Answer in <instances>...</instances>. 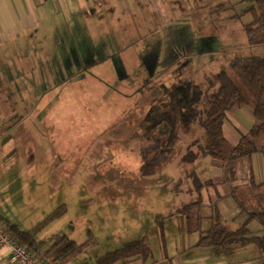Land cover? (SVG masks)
<instances>
[{
	"label": "crops",
	"instance_id": "crops-1",
	"mask_svg": "<svg viewBox=\"0 0 264 264\" xmlns=\"http://www.w3.org/2000/svg\"><path fill=\"white\" fill-rule=\"evenodd\" d=\"M190 1L0 0V66H7L5 73H2L0 68V82L5 81L4 84L0 83V218L7 219L22 231H28L55 210L58 204L53 201L47 203L42 190L46 192L44 189H48V198H53L55 189L59 190V186H56L59 178L56 171L60 166V157L52 151V145L57 143L52 144L50 137L60 136L59 119L57 121L55 119V113L59 114L60 105L46 107L44 99L47 78L51 76L48 81L53 82L49 83L48 87H55L57 82H61L63 73L58 65V58L45 56L44 45L39 44L45 38L44 32L50 26H62L66 32L75 34L77 38L85 33H106L111 30L128 33L138 27V21L134 20V17L146 18L145 23L148 21L147 18L152 17L156 23L162 24L161 18L164 16L168 17L171 23L175 16L189 17L190 9L200 10L209 6V3L204 2L197 3L196 6L193 3L190 7ZM64 12L68 15L66 16ZM237 12L234 9L232 14L229 13L231 15H228L227 22L221 18L220 25L224 29L231 28L222 35L221 40L237 36L241 41L224 46L234 53H248L250 50L246 47V36L242 28L247 22L230 26L233 21H238L230 19ZM30 35H33L32 41L28 39ZM68 40L72 41L74 37L68 36ZM33 41L37 42L36 46L32 45ZM136 79L142 81L140 76ZM114 80V88L108 89L106 84L103 85L104 91H101L99 86L102 84H99L94 87L90 96L101 97L94 99L105 104L108 103L105 100L109 90L114 89V93L120 99L129 96L123 88L124 84L120 83L124 82L122 76L120 79L115 77ZM160 86L166 87L162 83ZM197 101L187 113L189 115L196 113V116L201 113L203 117L207 116L202 108H196ZM46 110H49L47 114ZM166 110L164 109V112ZM217 117L222 118L225 143H230L228 148L233 147L254 124L253 107L248 104L210 114V118ZM169 121L170 123L164 119L162 121L164 123H159L160 129L159 124L154 126L160 130L159 132L165 133L174 124L170 118ZM101 122L104 127L107 125L104 121ZM193 124L190 120L188 131H193ZM154 126L150 125V128ZM109 127L110 125L107 126ZM182 128L184 129L183 122ZM31 139L33 142L36 141L30 143L32 146L30 150L28 142ZM201 144L197 137H190L179 158L185 162L184 164L181 162L184 166L182 172L178 171L179 164L175 166L177 167L175 172H161L162 168L171 162L166 163L157 172H141L135 169L139 178L133 181L134 186H129L130 181L125 180L118 184L117 188L107 187L102 191L107 196L111 192H119L124 196L133 193L136 195L134 199L138 201L137 206L133 207L136 212L142 209L146 202L153 200V193L159 191L168 195L165 201H161L153 222L149 221L140 228L134 237L137 239L146 236L149 241L151 253L142 264H264V226L255 219L246 222L245 208L250 209L248 201H241L242 207L232 194V191L237 192L235 188H238L239 184H245L244 186L250 188L248 196L251 197V206L255 209L264 207V153L253 152L239 157L236 159L234 170L228 172L226 169L228 160L209 155L197 157L201 154L198 147ZM45 145L48 146L49 153L46 152ZM154 145L155 143L152 149H155ZM169 149L167 153L165 151L166 158L171 156L173 145ZM39 167L53 170L38 172ZM37 177L44 178V181L41 179L37 184L42 197L39 194L34 195L36 190L32 191V195L30 193L26 197L22 195L26 182ZM119 178L121 179V176ZM30 197L35 202L38 199L37 202L43 208L40 213L37 212L38 216L29 209L20 210L26 206ZM40 197L43 201H40ZM196 200L199 201L193 208L195 230L188 231L184 216L174 212L181 203ZM81 216H83L81 213L75 215L71 219V224H78ZM215 222H219L230 231L229 235L220 244H200V236ZM50 224L35 235L37 241L46 242L44 249L49 246L48 239L56 235L44 233ZM57 234L71 237L63 231H58ZM8 254V246L0 247V264H14L9 261ZM77 255L66 259L63 264L75 263L73 261ZM93 262L94 260L92 264ZM140 262L133 260L129 264H141Z\"/></svg>",
	"mask_w": 264,
	"mask_h": 264
},
{
	"label": "rangeland",
	"instance_id": "rangeland-1",
	"mask_svg": "<svg viewBox=\"0 0 264 264\" xmlns=\"http://www.w3.org/2000/svg\"><path fill=\"white\" fill-rule=\"evenodd\" d=\"M204 2L209 3V6L200 10L190 9L189 17L175 16L171 23L169 18L164 16L161 18L162 24L156 23L155 18L152 17L147 18V23H145L146 18L134 17V20L138 21V27L135 31L128 33L111 30L106 33H85L77 38L75 34L66 32L67 30H64L62 26H50L44 32L45 38L39 44L44 45L45 56L58 58V65L63 75L61 82H57L55 87H48L53 84L52 81H48L50 75L45 81L47 90L44 105L46 107L60 105L59 114L55 113L56 121L59 119L60 136L59 138L50 137L52 144L57 143L52 145V151L59 155L60 166L56 171V176H59L56 186H59V190L55 189L53 198H48V189H44L46 192L42 190V194L47 203L53 201L55 204L58 203L56 208L65 207L62 215L53 219V223L50 221L44 226L52 223L44 233L53 235L63 231L77 243H82L89 238L88 229L91 230L94 242L86 243L80 255L75 257L73 264L85 262V264H92V260L96 257L134 239L140 228L149 221L153 222L161 201H165L168 197L167 194L155 192L152 194L153 200L146 202L143 208L136 212L133 207L137 206L138 201L134 199L136 195L133 193L126 196L119 192H111L108 196L103 193L102 190H106L107 187L117 188L118 184L125 180L130 181H128L129 186H134L133 181L139 178L136 170L146 172L143 170L144 167H147L152 160L165 156V151L168 152V147L163 148L165 150L163 152L156 147L152 149L156 140L166 136L167 132H159L160 130L146 126L144 128V125L139 127V124L129 125L127 120H124L125 123L122 121L121 125L119 121L120 123H114L109 128H107L108 124L104 127L102 122L98 123L94 120L97 110H94L92 115L90 113L86 115L84 109L87 107L81 105L83 102L80 103L79 100L91 98L89 95L92 91L88 93V90L95 78L98 82L94 85L102 84L99 90L104 91L103 85L107 84L108 89L110 87L112 89L115 77L120 79L122 76L124 82L120 83L124 84L126 93L131 95L136 91L140 92L148 102L146 105L142 100L144 111H158L160 107H163L167 109L166 112H179V117L182 119L192 120L193 131H188L189 126L181 130L177 129L170 139L173 142L171 144L173 149L167 163H171L163 166L161 171L175 172L177 169L175 166L179 164L178 171L182 172L184 166L181 162L183 164L185 162L179 158L190 137H197L203 144L201 126L203 115L187 113L206 88L203 74L208 70L218 71L220 64L234 54L224 45L241 41L237 36L221 40L222 35L231 29L229 27L224 29L220 25L221 18L227 22L228 15L230 16L234 9L239 11L251 5L250 0H191L189 6ZM222 7L225 9L223 10ZM64 13L68 15L67 12ZM129 19L132 20V18ZM251 19L252 13L246 12L240 20L233 21L230 26L240 22L246 23ZM68 36L74 37V40L69 41ZM28 39L32 41L33 35H30ZM32 45L36 46L37 42L33 41ZM0 68L2 73L7 70V66H0ZM139 76L142 77V81L136 79ZM4 82L0 83L4 84ZM161 83L166 87L161 88ZM76 88L80 90H75ZM114 92L113 89L107 93L105 101L108 103L100 101L106 108L104 117L99 116L102 121H111L119 114L125 116L138 109L139 94L136 95L138 101L135 104V101L129 103L127 96L120 99ZM196 105V108L201 106L200 103ZM89 108L94 109L95 106H89ZM48 111L46 110L45 114ZM157 117L159 120L164 119L162 115ZM161 122L160 124L164 123ZM32 140L28 142L30 150L31 144L36 141ZM225 144L226 147H230L229 142ZM45 150L49 153L47 145ZM45 162L47 163V159ZM39 168L38 172L53 170L47 167ZM41 179L44 181L43 177H37L33 181L26 182L22 178L26 182V188L21 194L26 197L36 190L34 195L39 194L42 197L37 187ZM239 185L235 188L237 198L240 201L247 200L250 209L254 210L255 208L250 204L251 197L248 196L249 186ZM41 197L40 201H43ZM37 201H33L30 197L26 206L20 210L29 209L39 212L43 208ZM39 213L35 215L38 216ZM80 213L83 216L77 221L78 224H71V219Z\"/></svg>",
	"mask_w": 264,
	"mask_h": 264
},
{
	"label": "trees",
	"instance_id": "trees-1",
	"mask_svg": "<svg viewBox=\"0 0 264 264\" xmlns=\"http://www.w3.org/2000/svg\"><path fill=\"white\" fill-rule=\"evenodd\" d=\"M250 1L251 5L249 7L239 10L230 18L232 20H240L246 12L252 13V19L242 27L246 36V47H248L250 51L248 53H234L220 64L218 71L213 72L208 70L204 72L203 76L206 82V88L197 101V103H200V107L203 111L208 114L204 116L201 124L203 128V144L198 146L201 153L198 157L209 155L221 160H228L229 162L226 167L228 172L234 170L236 159L239 157L253 152L264 153V0ZM97 82L98 79L95 78L88 93L94 89V84ZM75 90H80V88H76ZM137 94H139L138 97L140 102L138 103V109H136L134 113L125 116L119 114L117 118L107 122L104 121V123L112 125L114 123L117 124L119 121L122 123V121L127 120L129 125L139 124V127L144 125V128L145 126L150 128V125L157 126V123L159 124L164 119H167L170 123V118L174 124L169 128L166 136L162 138L159 137L155 142L156 148L161 149V152L165 151L164 149L167 147L169 150V147H171L173 143L170 139L175 135L177 129H183L182 122L184 128L189 126V119H182L179 117V112H164L163 107H160L158 111H144L145 108L144 105H142V100L146 105L148 102L140 92L136 91V93L126 98L129 103L135 101L134 103L136 104L138 101L136 98ZM90 97L91 98H84L81 101L79 100V102H83L81 105L87 107V109H84L86 110V115L88 113L92 115L93 111L97 110L98 113L94 115V120L100 123L102 120L99 119V116L104 117L106 108L92 96ZM244 104L253 107L254 124L249 129L248 133L240 137L233 147L228 148L226 147L222 132V118H210V114L216 111L224 112L229 108L239 107ZM89 106H95V108H89ZM158 115H162L164 119L159 120L157 117ZM155 126L151 128L156 129ZM166 157L167 156L162 155L156 158L157 160H152L143 170L146 172L159 171V169L169 161L170 158ZM232 194L240 206L242 204L243 207V203L239 201L234 191H232ZM198 201L199 200L181 203L175 209L174 213H179L184 216L185 227L188 231L195 230L193 208ZM64 211L65 207L59 206L28 231L20 230L16 225L4 218H0V222L4 229L11 234L12 239L17 244L24 246L39 260L44 261L46 264H63L66 259L82 252L87 242H94L92 232L88 229L87 234L89 238L82 243H77L74 239L65 234H56L48 239L49 246L46 249L43 248L46 242L37 241L35 235L41 231L48 222L62 215ZM245 211L247 214L246 222L250 219H255L264 226L263 206L254 210L245 208ZM244 228L245 226H243V229ZM229 232L230 231L222 224L215 222L211 224L202 236H200L199 243L220 244L224 238L229 235ZM150 253L149 241L146 236H142L137 239L129 240L121 247L96 257L93 264H129L133 260H139L142 264L143 260H146Z\"/></svg>",
	"mask_w": 264,
	"mask_h": 264
},
{
	"label": "built area",
	"instance_id": "built-area-1",
	"mask_svg": "<svg viewBox=\"0 0 264 264\" xmlns=\"http://www.w3.org/2000/svg\"><path fill=\"white\" fill-rule=\"evenodd\" d=\"M8 246V259L14 264H46L39 260L34 254L28 251L24 246L17 244L0 223V247Z\"/></svg>",
	"mask_w": 264,
	"mask_h": 264
}]
</instances>
